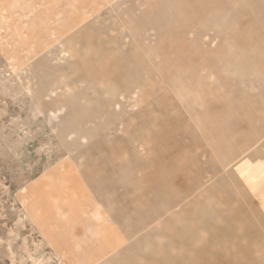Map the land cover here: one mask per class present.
Instances as JSON below:
<instances>
[{"label":"rangeland","instance_id":"1","mask_svg":"<svg viewBox=\"0 0 264 264\" xmlns=\"http://www.w3.org/2000/svg\"><path fill=\"white\" fill-rule=\"evenodd\" d=\"M236 42L264 51V0H0V264H264V58ZM121 59L140 85L81 79Z\"/></svg>","mask_w":264,"mask_h":264},{"label":"crops","instance_id":"2","mask_svg":"<svg viewBox=\"0 0 264 264\" xmlns=\"http://www.w3.org/2000/svg\"><path fill=\"white\" fill-rule=\"evenodd\" d=\"M88 43V45L91 47L92 45H94V43L90 40L89 42H87ZM235 44H238V46H240V47H238L239 49H241V51H239L238 52V61H250L249 63H248V65L249 64H252V62L254 61V59H253V56H255L256 57V59H263L264 58V51L263 52H261V49H262V46H260V45H258V46H255L254 48H252L253 46H254V44L255 43H251V44H243V43H235ZM261 44V43H260ZM260 46V47H259ZM99 49L98 48H95V52H93V53H91V54H89V59H91V58H93L94 57V55H96V54H98L97 53V51H98ZM250 50V51H249ZM264 50V49H263ZM69 51V50H68ZM70 52V51H69ZM72 52H75L76 53V51L74 50V51H72ZM73 55H75L74 53H72ZM191 54V53H190ZM219 57L221 58V60H223V62H224V64L226 63V62H231L230 61V59H224L223 57H222V55H219ZM122 60V59H121ZM189 60V59H188ZM205 60V59H204ZM218 61H220L218 58H217V62ZM85 63H83V62H80V67H81V72H83V73H81L82 74V77H81V79H87V78H89L90 80H94V79H97V77H98V75L99 74H107V75H109V77L112 79V80H115L116 81V84H118V85H120V86H122L123 88H124V90L126 89V86L124 87V84L126 83V82H128V83H130L132 80H134V82L135 83H137L138 85H140V82L139 81H141V75H142V71H141V69H131V68H128V66H126V65H123V66H121V64L120 63H122V62H124V60H122V61H117L116 60V63H115V61H112L111 62V64H109V66L108 67H106L102 62L98 65V67H100L101 69H98L97 68V66L95 65V61L93 60V61H90V62H87V61H84ZM190 62H191V64H195V63H198L199 61H195V60H193V59H190ZM221 62V61H220ZM83 63V64H82ZM256 64L257 63H255L254 64V62H253V64L252 65H250V66H252L253 68H255L256 67ZM262 66H264V64L262 65ZM251 67V68H252ZM128 68V69H127ZM139 68V67H138ZM212 68H215L214 70H211L209 73H211V74H221V68H222V65L221 66H219V68H218V66H213ZM131 69V70H130ZM216 69H218V71L216 70ZM209 71V70H208ZM254 71H255V69H254ZM253 71V72H254ZM188 72V71H187ZM141 74V75H140ZM84 75H86V76H84ZM239 75H240V73H239ZM88 80V79H87ZM121 84H120V83ZM186 90H183V88H181L180 89V91H179V93L182 95V94H184L185 96L187 95L186 94V92H185ZM192 95H194V96H196L197 94L194 92V93H191ZM190 94V95H191ZM198 96V95H197ZM196 96V97H197ZM264 104V103H263ZM79 104H77V103H73L72 105H70V108H71V110H72V115H75L76 117H78V116H82V114H83V112H84V110H85V106H80ZM84 107V108H83ZM262 109V108H261ZM253 110L254 109H252L251 108V106H250V103H248L247 104V112H248V115H249V117L252 119V118H254V115H253ZM86 111V110H85ZM263 113H262V116H260V117H258V119H259V121H260V124H262L263 125V127L262 128H259V131L260 132H264V110L262 111ZM82 113V114H81ZM242 114L246 117V118H249L248 117V115L246 114V113H244V112H242ZM241 114V115H242ZM254 132H257L256 130H253ZM264 134V133H263ZM262 134V135H263ZM207 219H209L210 220V215H209V218H207ZM195 224H196V221H195ZM189 225V224H188ZM199 225V223L196 225V226H198ZM206 224H203L202 226H205ZM196 226H194V228H192L191 230H196L197 228H196ZM206 227H208V226H206ZM190 228V226H187V228L185 229H180V230H178V231H180L179 233H178V235L175 237L177 240H179V242H181V244H183L184 246H185V244H188V241L187 240H190V239H194V236H195V234L194 233H192V235L193 236H189V235H186V230L187 229H189ZM209 228V227H208ZM184 230V231H183ZM196 232V231H195ZM210 233V232H209ZM210 236H213L214 237V235L213 234H210ZM193 237V238H192ZM216 237H218V236H216ZM219 240V239H218ZM217 240V241H218ZM204 241H208V238H206V239H204ZM193 243L194 244H191L190 246H189V248H190V250L191 251H195V250H197L198 248H200V247H198V246H195V242L193 241ZM181 244H180V246H181ZM207 244V246H211L212 245V243H206ZM166 247V246H165ZM165 247H163V248H161V249H159L158 251H152L151 252V257H153L152 259H154V258H157V259H154L155 260V263L156 264H159V262L161 261L160 260V256H164V255H166L167 254V252L169 251V249L167 250V249H165ZM188 247V246H187ZM208 248H210V247H208ZM208 250V249H207ZM194 259H195V257L193 256V261H194ZM154 260H151V262L152 261H154ZM210 260H206V261H203L202 263L203 264H207V262H209ZM195 262V261H194Z\"/></svg>","mask_w":264,"mask_h":264}]
</instances>
